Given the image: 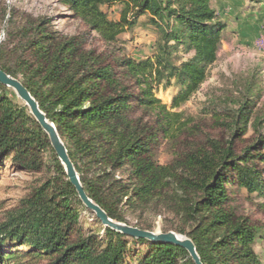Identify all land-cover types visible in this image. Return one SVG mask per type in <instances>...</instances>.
Returning <instances> with one entry per match:
<instances>
[{
	"label": "trees",
	"instance_id": "trees-1",
	"mask_svg": "<svg viewBox=\"0 0 264 264\" xmlns=\"http://www.w3.org/2000/svg\"><path fill=\"white\" fill-rule=\"evenodd\" d=\"M56 2L82 22L87 34L95 33L104 43H114L125 25L131 27L125 18L128 11L148 14L158 30L152 56L138 62L87 49L82 37L52 32L45 20L25 22L0 46V70L21 82L53 124L87 198L112 221L128 225L123 207L165 205L175 183L186 193L183 206L181 200L174 210L182 225L179 234L191 240L202 264H260L254 250L257 230L238 216L225 186L229 184L231 192L237 188L264 196V168H259L264 165V146L246 147L239 156L230 148L214 155L197 148L186 155L174 152L166 165L156 158L162 143L183 124L154 97L153 85L174 81L178 92L170 108L175 109L205 81L225 29L211 0ZM111 5L122 7L117 23L101 11ZM180 49L191 56L177 63L172 54ZM252 87L231 118L234 136L243 135L250 119ZM8 91L0 84V172L9 159L15 171L37 174L44 168L48 176L31 189L24 208L0 225V264L16 259L44 264H193L180 247L129 240L103 226L68 182L45 133L24 105L8 99ZM121 170L128 172L126 180L115 177ZM81 212L101 227L104 242L93 235L84 238ZM128 240L145 246V251L134 255ZM16 247L27 250L17 252Z\"/></svg>",
	"mask_w": 264,
	"mask_h": 264
},
{
	"label": "rangeland",
	"instance_id": "rangeland-1",
	"mask_svg": "<svg viewBox=\"0 0 264 264\" xmlns=\"http://www.w3.org/2000/svg\"><path fill=\"white\" fill-rule=\"evenodd\" d=\"M210 5L225 29L216 60L209 68L205 81L185 104L175 109L170 108L178 92L174 81L171 80L167 86L164 83L153 85L154 97L168 111L178 114V120L183 124L181 131L171 132V138L165 140L158 149L156 158L160 165L170 163L174 152L186 155L197 148L214 155L217 150L230 148L235 156H239L246 147L264 146V0L260 3L252 0H211ZM101 11L109 21L117 23L121 18L122 7L103 6ZM125 18L127 24H133L131 27L125 25L116 41L109 44L102 42L95 33L87 34L82 22L74 19L56 0H0V46L8 33H13L25 22L45 20L50 31L66 37L80 36L85 40L86 48L94 49L97 53L105 56L114 53L137 62L146 60L155 51L158 30L148 14L136 15L134 11H128ZM172 56L178 63L191 55L180 49L173 52ZM250 86H253L250 101L254 107L243 135L234 136L231 118ZM8 90L7 97L13 104L24 105L12 90ZM259 168H264V165H259ZM44 170L37 174L18 172L9 159L5 160L0 172V225L24 208L23 203L31 194V189L48 176ZM115 177L126 180L128 172L118 171ZM261 177L264 182V174ZM225 188L238 216L246 218L257 230L254 250L260 264H264V196L249 194L237 188L231 192L229 184ZM168 194L170 200L165 205L158 202L142 208L123 207L128 226L154 233L173 232L180 235L182 225L174 210L181 200L183 206L186 193L173 183ZM79 227L84 238L93 235L100 242L107 239L101 227L86 213H80ZM129 240L131 253L136 255L137 252L145 251V246ZM15 250L25 252L27 249L16 247ZM133 254H129L130 258ZM9 264L44 262L16 259Z\"/></svg>",
	"mask_w": 264,
	"mask_h": 264
},
{
	"label": "water",
	"instance_id": "water-1",
	"mask_svg": "<svg viewBox=\"0 0 264 264\" xmlns=\"http://www.w3.org/2000/svg\"><path fill=\"white\" fill-rule=\"evenodd\" d=\"M0 84L4 87L12 90L15 95L21 100L24 106L28 109L30 115L45 133L50 143L52 150L56 158L58 159L60 165L63 167L64 173L67 177L68 182L74 188L76 194L78 195L82 204L93 212L96 218L101 222V224L119 234L126 236L127 238L134 240H144L153 243L160 244H172L174 246L180 247L189 254L193 264H202L195 247L190 239L176 235L173 232H168L165 234L154 233L150 231L140 230L138 228H133L128 225L114 222L109 219L105 213L95 205L89 198H87L71 163L65 145L58 136L53 124H51L45 117V115L39 110L37 102L31 97L29 92L23 87L21 82L17 79L11 78L0 70Z\"/></svg>",
	"mask_w": 264,
	"mask_h": 264
},
{
	"label": "crops",
	"instance_id": "crops-1",
	"mask_svg": "<svg viewBox=\"0 0 264 264\" xmlns=\"http://www.w3.org/2000/svg\"><path fill=\"white\" fill-rule=\"evenodd\" d=\"M217 1H219V0H217Z\"/></svg>",
	"mask_w": 264,
	"mask_h": 264
}]
</instances>
